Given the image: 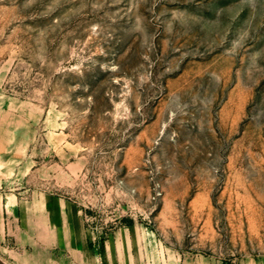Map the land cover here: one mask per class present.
Returning a JSON list of instances; mask_svg holds the SVG:
<instances>
[{"label":"rangeland","instance_id":"rangeland-1","mask_svg":"<svg viewBox=\"0 0 264 264\" xmlns=\"http://www.w3.org/2000/svg\"><path fill=\"white\" fill-rule=\"evenodd\" d=\"M0 93L70 264H264V0H0Z\"/></svg>","mask_w":264,"mask_h":264},{"label":"crops","instance_id":"crops-1","mask_svg":"<svg viewBox=\"0 0 264 264\" xmlns=\"http://www.w3.org/2000/svg\"><path fill=\"white\" fill-rule=\"evenodd\" d=\"M5 106L0 93V110ZM21 208L18 197L0 192L1 258L7 264H70L77 250L72 246L76 229L71 227V214L55 211L48 203L36 213Z\"/></svg>","mask_w":264,"mask_h":264},{"label":"water","instance_id":"water-1","mask_svg":"<svg viewBox=\"0 0 264 264\" xmlns=\"http://www.w3.org/2000/svg\"><path fill=\"white\" fill-rule=\"evenodd\" d=\"M0 264H5L4 261L0 258Z\"/></svg>","mask_w":264,"mask_h":264}]
</instances>
